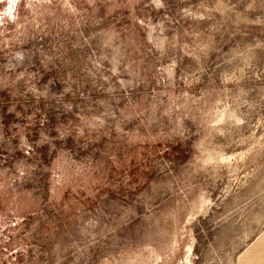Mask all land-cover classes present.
<instances>
[{
    "label": "rangeland",
    "instance_id": "1",
    "mask_svg": "<svg viewBox=\"0 0 264 264\" xmlns=\"http://www.w3.org/2000/svg\"><path fill=\"white\" fill-rule=\"evenodd\" d=\"M13 15L0 264H238L264 232V0H17Z\"/></svg>",
    "mask_w": 264,
    "mask_h": 264
},
{
    "label": "bare ground",
    "instance_id": "2",
    "mask_svg": "<svg viewBox=\"0 0 264 264\" xmlns=\"http://www.w3.org/2000/svg\"><path fill=\"white\" fill-rule=\"evenodd\" d=\"M238 264H264V232L244 254H242Z\"/></svg>",
    "mask_w": 264,
    "mask_h": 264
},
{
    "label": "clouds",
    "instance_id": "3",
    "mask_svg": "<svg viewBox=\"0 0 264 264\" xmlns=\"http://www.w3.org/2000/svg\"><path fill=\"white\" fill-rule=\"evenodd\" d=\"M17 0H8L7 7L0 12V24L4 22V18L7 17L9 21L15 19L13 12L16 6Z\"/></svg>",
    "mask_w": 264,
    "mask_h": 264
}]
</instances>
